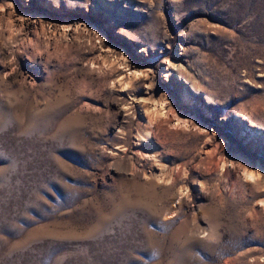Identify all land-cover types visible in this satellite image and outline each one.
<instances>
[{"label": "rangeland", "instance_id": "obj_1", "mask_svg": "<svg viewBox=\"0 0 264 264\" xmlns=\"http://www.w3.org/2000/svg\"><path fill=\"white\" fill-rule=\"evenodd\" d=\"M0 264H264V0H0Z\"/></svg>", "mask_w": 264, "mask_h": 264}, {"label": "bare ground", "instance_id": "obj_2", "mask_svg": "<svg viewBox=\"0 0 264 264\" xmlns=\"http://www.w3.org/2000/svg\"><path fill=\"white\" fill-rule=\"evenodd\" d=\"M261 75H259V76H261ZM202 128H204V127H202ZM201 131L204 132L205 136H209L211 134V132H208V131L205 132L203 129H201ZM146 132H148V131H146ZM146 136L148 137L149 133H146ZM212 137H213V135H212ZM247 172H248L249 176H251L253 178H256V179L260 178L261 172L259 170L258 171H254L253 169H250V171H247Z\"/></svg>", "mask_w": 264, "mask_h": 264}]
</instances>
